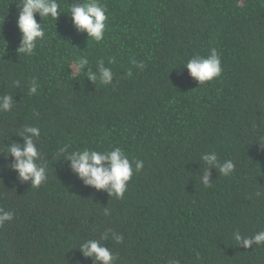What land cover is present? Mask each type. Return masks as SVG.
Returning <instances> with one entry per match:
<instances>
[{
    "label": "trees",
    "instance_id": "1",
    "mask_svg": "<svg viewBox=\"0 0 264 264\" xmlns=\"http://www.w3.org/2000/svg\"><path fill=\"white\" fill-rule=\"evenodd\" d=\"M57 2L56 21L36 16L45 37L28 57L17 53L23 0H0V95L16 102L0 112V208L13 213L0 228V264H93L78 248L108 228L123 236L102 241L115 264H264V246L234 240L264 231V0H96L108 16L100 42L69 15L90 0ZM212 49L223 72L199 85L183 65ZM81 58L112 68L113 82L70 75ZM33 78L40 87L29 95ZM25 125L41 130L39 188L19 180L4 147L23 143ZM116 147L144 162L123 199L85 186L58 155ZM209 152L235 171L212 170L204 187Z\"/></svg>",
    "mask_w": 264,
    "mask_h": 264
},
{
    "label": "clouds",
    "instance_id": "2",
    "mask_svg": "<svg viewBox=\"0 0 264 264\" xmlns=\"http://www.w3.org/2000/svg\"><path fill=\"white\" fill-rule=\"evenodd\" d=\"M17 28L21 34L20 45L17 48L18 55L30 57L34 54L37 42L43 40L45 32L43 25L37 22L36 16L42 18L51 17L55 21L63 13L57 0H23L19 5ZM107 9L104 5L90 0L86 3H75L69 8V15L73 27L78 33H85L89 40L100 42L104 39ZM133 65L143 70L146 65L143 61H132ZM199 85L210 82L221 76V56L216 49H212L207 57L193 56L183 65ZM70 75L83 74L92 83L97 80L102 85H110L114 79L112 68L105 67L100 62L94 71L88 66V60L81 58L75 62V71L70 67ZM132 75L131 72L128 73ZM20 81H13V87L19 88ZM40 85L33 78L28 85V94L38 93ZM16 102L11 94L0 95V112H10ZM41 130L37 126L25 125L17 134L23 143L11 142L5 145L7 158H12L11 169L18 174L21 182L29 183L32 188H39L48 179L47 164L42 159L35 141L40 137ZM58 155H63L68 162L71 173L77 176L85 186L97 191H105L110 197L123 199L127 191L128 183L133 173H139L144 168V162L139 159L130 160L121 148L116 147L108 151L89 150L87 148L68 153L66 149H60ZM6 158V159H7ZM204 169L201 172L200 181L204 187L212 185V170H218L219 174L227 177L235 171V164L231 160L221 162L216 152L204 153L201 156ZM110 209L103 207V215L110 216ZM13 220V213L0 208V228ZM113 240L117 244L123 243V236L116 230L108 228L101 234L100 240L89 239L79 246V251L84 258H90L93 264H115L116 257L111 249L105 247L102 241ZM234 240L238 246L245 249L253 245L264 246V231H259L251 237L242 236L239 231L234 233Z\"/></svg>",
    "mask_w": 264,
    "mask_h": 264
}]
</instances>
